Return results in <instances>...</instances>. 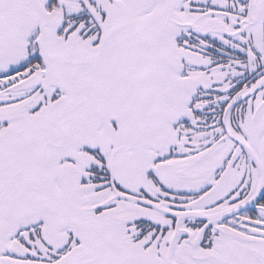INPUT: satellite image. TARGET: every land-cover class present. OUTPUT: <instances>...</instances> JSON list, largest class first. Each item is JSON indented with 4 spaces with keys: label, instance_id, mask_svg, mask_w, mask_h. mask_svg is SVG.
I'll return each instance as SVG.
<instances>
[{
    "label": "snow or ice",
    "instance_id": "snow-or-ice-1",
    "mask_svg": "<svg viewBox=\"0 0 264 264\" xmlns=\"http://www.w3.org/2000/svg\"><path fill=\"white\" fill-rule=\"evenodd\" d=\"M0 264H264V0H0Z\"/></svg>",
    "mask_w": 264,
    "mask_h": 264
}]
</instances>
